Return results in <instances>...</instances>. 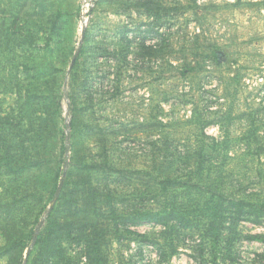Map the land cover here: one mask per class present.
Listing matches in <instances>:
<instances>
[{
  "label": "rangeland",
  "instance_id": "374dc122",
  "mask_svg": "<svg viewBox=\"0 0 264 264\" xmlns=\"http://www.w3.org/2000/svg\"><path fill=\"white\" fill-rule=\"evenodd\" d=\"M255 139L264 0H0V264H264Z\"/></svg>",
  "mask_w": 264,
  "mask_h": 264
},
{
  "label": "trees",
  "instance_id": "16d2710c",
  "mask_svg": "<svg viewBox=\"0 0 264 264\" xmlns=\"http://www.w3.org/2000/svg\"><path fill=\"white\" fill-rule=\"evenodd\" d=\"M263 144V141L259 139L254 140V148L256 150H262L264 148ZM257 173L259 176H262L261 171H258ZM242 182L243 180H240V184H242ZM262 187V189L253 188L252 191L248 192L247 194L242 193V195L240 197H237L236 199L232 198V194H226L224 191L219 192L220 196H224V198L228 200V203H230L233 207L234 211H232L233 213L231 215L233 216V222L236 224V226L238 225L239 221H248L249 223H251L252 225H256L257 227H264V184ZM172 213L173 211H170L168 213L169 215H167L165 211L158 212L152 209H141V211H136L135 213L125 215L124 217L128 225H138L145 222L167 224L169 220H167L166 218L172 215ZM172 218L174 219L175 217L172 216ZM222 228L226 229V227H224L223 225ZM237 231L239 239L244 238L248 241L259 243L262 245V249L264 250V232L242 236L240 230L237 229ZM255 253V256L252 257L249 262H246L247 264H263V258L260 253ZM231 259L236 258L232 257ZM233 261L237 262L236 260ZM241 262L244 261L241 259L238 264H243Z\"/></svg>",
  "mask_w": 264,
  "mask_h": 264
}]
</instances>
